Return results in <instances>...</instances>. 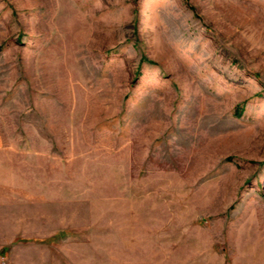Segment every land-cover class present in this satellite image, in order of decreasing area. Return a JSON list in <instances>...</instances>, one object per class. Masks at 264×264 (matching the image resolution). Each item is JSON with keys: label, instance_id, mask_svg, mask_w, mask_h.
<instances>
[{"label": "rangeland", "instance_id": "1", "mask_svg": "<svg viewBox=\"0 0 264 264\" xmlns=\"http://www.w3.org/2000/svg\"><path fill=\"white\" fill-rule=\"evenodd\" d=\"M0 264H264V0H0Z\"/></svg>", "mask_w": 264, "mask_h": 264}]
</instances>
